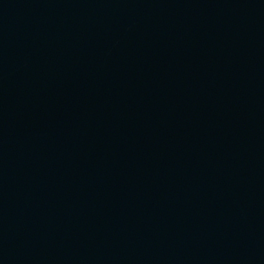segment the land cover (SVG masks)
Listing matches in <instances>:
<instances>
[{
	"label": "water",
	"instance_id": "water-1",
	"mask_svg": "<svg viewBox=\"0 0 264 264\" xmlns=\"http://www.w3.org/2000/svg\"><path fill=\"white\" fill-rule=\"evenodd\" d=\"M0 264H264V0H0Z\"/></svg>",
	"mask_w": 264,
	"mask_h": 264
}]
</instances>
